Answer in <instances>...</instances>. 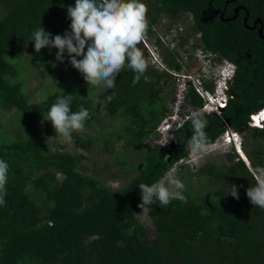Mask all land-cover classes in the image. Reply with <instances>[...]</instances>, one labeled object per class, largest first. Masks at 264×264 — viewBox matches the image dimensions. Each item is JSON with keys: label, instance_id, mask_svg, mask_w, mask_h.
Masks as SVG:
<instances>
[{"label": "trees", "instance_id": "16d2710c", "mask_svg": "<svg viewBox=\"0 0 264 264\" xmlns=\"http://www.w3.org/2000/svg\"><path fill=\"white\" fill-rule=\"evenodd\" d=\"M65 1H46L47 9L37 27L43 26L53 37L71 31ZM69 1L74 6L75 0ZM144 2L149 8L147 35L153 32L160 14L176 19L190 12L202 33L200 47L225 54L239 64L230 88L234 97L222 116H206L209 124L205 131L211 142L223 131L227 118L231 127L244 131L245 138L253 141L244 150L249 163L237 156L235 160L229 157L224 166L210 162L197 169L199 184L185 187L187 203L174 200L167 207L153 204L145 208L159 240L156 250L149 249L143 242L147 229L137 217L143 210L138 207V185L156 182L173 162L186 156L192 135L188 121L175 133L169 149L152 143L174 90L170 74L149 66L133 85L135 73L126 69L117 75L115 88L102 87L98 92V87L89 86L69 63L66 51L63 62L56 60L55 48L37 53L31 41L34 29H18L16 24L15 29H6L4 18L0 22V117L12 110L19 124L16 127L10 119L0 122V159L9 164L6 204L0 206V264H264V209L253 206L246 195L247 188L256 183L251 169L264 167V127L246 126L248 114L264 106V38L256 29L246 28L240 18L223 19L238 2L249 11V24L257 16L264 25V0L228 2L223 18L219 13L225 0ZM209 15L212 18L207 20ZM179 41L180 45L186 42L183 38ZM22 55L29 56L28 62L38 69V64L45 65L42 76L48 84L40 95L50 85L57 86L46 97L44 114L57 96L72 94L73 111L80 106L90 111L85 126L97 121L101 108L121 120L134 148L143 145L146 149L138 174L112 190L81 172L82 153L51 147L48 132L40 126L29 99L32 90L23 85L31 77L18 72L20 63L14 57ZM166 62L180 69L175 51H169ZM187 95L191 105H201L193 88ZM5 122L15 123V128L7 132ZM92 140L90 136L78 137L76 144L89 150ZM233 184L238 187V200L228 194ZM201 188L207 191L201 193Z\"/></svg>", "mask_w": 264, "mask_h": 264}, {"label": "clouds", "instance_id": "9594fccd", "mask_svg": "<svg viewBox=\"0 0 264 264\" xmlns=\"http://www.w3.org/2000/svg\"><path fill=\"white\" fill-rule=\"evenodd\" d=\"M148 12L149 8L144 0H75L74 6L67 7L71 31H65L63 35L57 34L53 37L51 33L45 31L43 26H40L34 29L31 41H34V49L37 53L42 48L57 49L55 55L59 62L64 61L66 51L69 63L82 74L83 79L91 87L115 88L117 75L126 69L135 73L132 79V84L135 85L149 67V62L138 47L147 38L150 24ZM185 13L188 15L187 21L182 24H186L192 19L194 23L191 27L195 28L192 14ZM178 27L173 28L174 33ZM163 35L164 38H162L163 36L156 37L160 42L154 43L156 47H153L152 50L145 46L151 55L152 53L158 54L160 44L166 45L168 41L176 40L168 33V30L164 31ZM77 57L82 58L77 59ZM236 64L238 65L237 74L240 66L238 63ZM158 69L160 68L158 67ZM74 99L72 94L57 96L46 116L43 114L44 120L50 121L55 129L57 134L55 137L67 144L73 142V133L82 132L85 129V122L91 118L89 109L83 106H80L77 111L72 110ZM260 108H264V106ZM210 114L213 113H210L206 107L194 110L190 114L192 135L187 140L186 148L192 154V163L196 162V158L201 153L209 151L210 141L205 129L209 124L206 116ZM247 120L246 126H248ZM248 127L263 128L264 121L262 124ZM171 128V125L165 128L162 145L168 144L170 139H176V136L170 131ZM238 131L230 125L228 128L230 141L220 136V139L212 142L216 144V147L226 144L227 149L235 151V156L240 157L248 164L249 161L244 156L246 155L245 151L243 148L241 149L244 141L243 135L241 141ZM239 132L243 134L242 131ZM8 172L9 164L0 159V206L6 204ZM176 173V169H171L151 185L139 184L141 203L138 207L143 210L153 204L167 207L174 200L187 203V197L184 195L185 184ZM251 174L256 183L247 188L246 195L253 206L264 209V167L257 166L251 169ZM228 194L238 200V187L233 184Z\"/></svg>", "mask_w": 264, "mask_h": 264}, {"label": "rangeland", "instance_id": "374dc122", "mask_svg": "<svg viewBox=\"0 0 264 264\" xmlns=\"http://www.w3.org/2000/svg\"><path fill=\"white\" fill-rule=\"evenodd\" d=\"M187 13L181 14L178 18H170L165 14H160L157 18V23L153 25V32L147 35L145 42L150 47V50L153 49L154 43H157L155 38L161 37L164 38V31L168 30V33L171 34L172 37L177 38L178 40L182 37L186 42L183 45L180 43H176L168 41L166 45L160 44L158 47V55L163 59L165 63L168 58L169 51H175L178 57V64H180L181 52L185 51L189 53V59L193 58V49L194 53L202 49L200 47L201 39V31L196 28L191 27V23H186L187 25L182 26L180 29L181 34H176L173 32V28L176 26H180L184 21H187ZM207 16H205L206 18ZM179 30V27L177 28ZM142 50L144 58L149 62V66L156 72L160 73L165 70L158 69V67L153 63V56L146 49L144 43L142 42L138 45ZM196 47V48H194ZM184 53V52H183ZM15 62H17L18 72L23 76L31 77L30 80L24 81L23 85H26L30 90H32V94L29 96L31 104L34 106V110L39 119V124L41 127L45 128L48 132V141L53 149H62L66 151H77L84 155V158L78 164V168L82 173L88 176L96 177L102 184L110 187L112 190H118L122 185H125L133 176L140 172V164L143 160L146 149L144 146H140L139 148H134L132 144V137L126 134L124 129L122 128L123 123L119 118H111L104 110L101 108L96 115H98L97 121L93 122L91 126H85V129L82 132L73 133V142L71 144H67L62 142L60 139L55 137L57 134L52 124L48 120H44V115L46 116L45 111V101L48 94L57 90V86L50 85L49 88L45 90L43 95H40L41 89H43L48 83L47 78L43 77V73L45 72V65H39V69L36 68L37 65H33L29 63V56L22 55L20 57H14ZM12 60V58H9ZM190 60L187 62L189 65ZM14 63V62H13ZM37 64V63H36ZM192 64V62L190 63ZM168 66V65H167ZM169 67V66H168ZM168 72V71H167ZM170 74V73H169ZM171 76V75H170ZM58 79V77L56 78ZM171 80L173 78L171 76ZM175 87V85H174ZM102 87H98V92ZM170 104V98L166 101V107ZM44 114V115H43ZM5 119L11 120L10 122H5V129L7 132L14 129L19 124L18 116L13 113V111H5L2 113L0 117V122L2 123ZM241 131V130H239ZM243 142L241 149L245 150V146H249V143L253 141L245 138L244 131L243 134ZM1 133V129H0ZM120 137H119V136ZM87 136H90L93 140L90 142V149L86 150L85 148L76 144V139L83 138L86 139ZM151 141V140H150ZM149 140H144V143H151ZM247 142V143H246ZM212 143V142H210ZM151 145V144H150ZM212 146H209V150ZM242 151V152H243ZM208 152V151H207ZM244 153V152H243ZM245 154V153H244ZM235 151L227 149L226 144H222L220 147H216L215 150H212L208 153H201L197 158L196 162L192 163V154L188 151V154L182 157V161L173 162L167 169H176L177 176L179 179L183 181L185 187L194 188L197 183V174L195 175L197 169L199 170L206 164L210 162H214L218 164V166H224L227 164L229 157L234 158ZM246 156V155H244ZM248 161L247 156L245 157ZM235 160V158H234ZM187 170V172H185ZM186 177H189L187 180ZM205 191L200 189L201 193H205ZM137 217L140 222L147 229V236L143 239L144 244L151 250H156L159 245V240L157 238L156 231L148 218L146 212L144 210L139 211Z\"/></svg>", "mask_w": 264, "mask_h": 264}, {"label": "built area", "instance_id": "2783aa9c", "mask_svg": "<svg viewBox=\"0 0 264 264\" xmlns=\"http://www.w3.org/2000/svg\"><path fill=\"white\" fill-rule=\"evenodd\" d=\"M190 23L192 26L194 23L192 19ZM185 25L187 24H181L179 30H176L175 33L181 34L180 29ZM179 40L176 38L175 42L178 43ZM143 43L146 47H149L145 41ZM153 47L155 48L156 46L153 45ZM152 56L153 62L157 67L170 73L175 85L170 104L167 106V111L160 118L155 128L156 135L152 139V143L155 146L169 149L174 144L173 139H170L168 144L162 145L164 130L168 125L172 126L170 131L175 135L190 121L189 117L192 111L205 107L210 110V113L222 116L223 110L229 104L230 99L234 97V93L230 91V88L238 65L232 62L225 54L221 55L220 52H213L208 48L201 49L195 53L193 49L192 59H189L188 52L182 51L180 69L168 67L157 53H152ZM189 60L190 66L187 65ZM191 62L192 64H190ZM189 88H193L194 92L201 98L202 104L199 108L187 103L189 100L187 95ZM263 113L264 108L251 111L247 120L248 126L262 124L264 121ZM227 121V118L223 121V133L221 136L230 141L228 134L230 124ZM213 145L216 147L214 142L209 144L212 147ZM178 160L182 161V157Z\"/></svg>", "mask_w": 264, "mask_h": 264}, {"label": "crops", "instance_id": "0c3cea01", "mask_svg": "<svg viewBox=\"0 0 264 264\" xmlns=\"http://www.w3.org/2000/svg\"><path fill=\"white\" fill-rule=\"evenodd\" d=\"M46 1H49L50 4L53 3L54 0H0V22L5 18L7 20L5 22V28L9 30L15 28L23 30L36 29L37 26H39L38 24L41 23V17L45 14V9H47L45 8ZM63 3L66 7L71 6L69 0ZM18 18L21 20L19 21ZM15 24L16 27L14 28L13 25ZM187 103L190 105L189 102ZM188 104L187 106H189ZM200 106L201 105L197 107L199 108ZM221 133L213 140L220 139ZM214 148L215 145H213L208 152L212 151Z\"/></svg>", "mask_w": 264, "mask_h": 264}, {"label": "flooded vegetation", "instance_id": "af4514ba", "mask_svg": "<svg viewBox=\"0 0 264 264\" xmlns=\"http://www.w3.org/2000/svg\"><path fill=\"white\" fill-rule=\"evenodd\" d=\"M227 0H225V2H226ZM228 2H233V3H235V1H228ZM227 2V3H228ZM239 5H242V4H239L238 2L237 3H235V4H233L232 5V10H233V12H232V14L231 15H228V16H225L224 18H232L233 17V15L235 14V8L237 7V6H239ZM242 6H244V5H242ZM245 7V6H244ZM246 8V7H245ZM225 12V9H224V11H223V9H222V12H220L219 14V16L221 17V14L222 13H224ZM249 12V11H248ZM244 16H245V9L244 8H240L239 10H238V13H237V16L236 17H234V18H240L241 20H242V22H243V18H244ZM212 18V15H209V16H207L206 17V19L207 20H210ZM249 18H250V14H248V16H247V25L248 26H252L253 25V23H254V21L258 18L257 16H253V18L251 19V24H249L248 23V20H249ZM233 19V18H232ZM158 21V20H157ZM262 27V36L261 37H263L264 38V25H263V22H262V20H261V23L260 22H257L256 23V26H255V28L254 29H256V31L258 30V28L259 27ZM258 32V31H257Z\"/></svg>", "mask_w": 264, "mask_h": 264}, {"label": "water", "instance_id": "95a60500", "mask_svg": "<svg viewBox=\"0 0 264 264\" xmlns=\"http://www.w3.org/2000/svg\"><path fill=\"white\" fill-rule=\"evenodd\" d=\"M228 1H236V0H227V1L225 2V5H224V8H223V11H224L225 6H226V4H227ZM240 8H244V9H245V16H244V18H243V23H244V26H245L246 28H248V29H254L255 26H256V23H257V22H260V23H261V19H260V18H257V19L254 21V23H253L252 26H248V25H247V16H248L249 12H248V10H247L244 6H242V5H239V6H237V7L235 8V14L233 15L232 18H234V17L237 16L238 10H239ZM221 18H223V13L221 14ZM232 18H223V19H224V20H228V19H232ZM257 31H258L259 36H262V27H261V26L258 28ZM171 147H172V146H171Z\"/></svg>", "mask_w": 264, "mask_h": 264}, {"label": "bare ground", "instance_id": "6f19581e", "mask_svg": "<svg viewBox=\"0 0 264 264\" xmlns=\"http://www.w3.org/2000/svg\"><path fill=\"white\" fill-rule=\"evenodd\" d=\"M263 116H264V113H263Z\"/></svg>", "mask_w": 264, "mask_h": 264}]
</instances>
